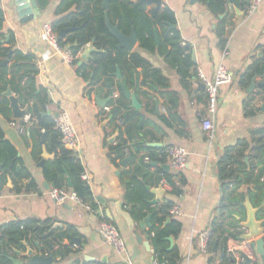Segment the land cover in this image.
<instances>
[{
	"label": "crops",
	"instance_id": "0c3cea01",
	"mask_svg": "<svg viewBox=\"0 0 264 264\" xmlns=\"http://www.w3.org/2000/svg\"><path fill=\"white\" fill-rule=\"evenodd\" d=\"M36 1L41 15L22 23L12 10L11 0H0V9L5 17L0 44L12 51L11 56L0 57V73L6 68L10 80L15 66L20 64L16 62L15 54L19 52L31 56L37 71L36 96H39L23 99L12 85L0 81V130L4 135L3 139L0 138V149L5 142H9L17 156L13 171L7 169L5 161L0 159L6 171L2 176L0 192V228L12 222L33 221L38 233L46 228L41 232L46 235L72 230L80 246L64 239L61 247L67 256L65 259L57 257L56 264H76L77 258L81 262L87 260V264H129L125 255L117 254L101 237V215L104 214L122 234L131 264H159L149 233L155 224L154 213L171 201L179 207L181 215L172 216L169 213L162 227L172 231L167 237L168 250L176 249L184 258L183 264H219L224 245H218L214 254H202L200 235L209 233L212 221L221 213V206L225 205L226 235L237 231L245 235L248 232L243 229L248 218L247 203L257 212V221H264V189L256 188V178L261 177L260 183H264V147L258 154L255 150V139L261 137L257 132L264 129V1L257 12L248 17L249 0L247 5L242 6L239 1L223 0L227 11L218 15L201 0H163L159 10L162 12L167 7L173 11L175 27L181 33L186 55L190 56L194 68L189 71L191 75L183 77L164 56L142 49L138 40L131 53L140 54L153 68L160 70L166 82L162 85L155 81L150 86L142 85L143 69L139 68L138 85L134 87L127 71L120 67L101 75V69L98 72L99 67L93 61L81 63V50L70 62L57 55L53 47L42 40L45 23L52 24L70 14L80 20V15L88 8L90 16H96L92 0H50L47 4ZM137 3L138 0H130L129 9L136 10ZM155 8V4H149L145 12L150 15ZM110 20L113 24L118 22L114 15ZM223 20L226 22V45L221 48L217 28ZM73 27L75 30L63 38L68 45L76 44L72 39L82 33L83 26H76V23L69 26ZM157 31L160 44L162 30L158 28ZM159 44L156 40L155 46ZM66 47L71 51L75 48ZM95 47L103 51L97 54L107 52L98 47L97 40ZM113 57H116L114 51ZM7 60L9 64L3 65ZM221 64L225 65L232 80L221 88L214 138L210 139L202 130L207 99L198 71L213 79ZM117 69L120 70L121 80L116 77ZM252 82L255 86L249 93ZM25 83L26 78L22 84ZM121 83L136 95L140 107H134L127 98L130 109L123 113L131 114V119L126 122L119 116L111 122L110 103L121 98ZM8 91L20 98L22 109L30 110L37 105L43 111L42 116L53 119L54 123L60 114L69 115L79 138L75 155L88 177L86 182L92 192L93 203H86L87 206L71 201L58 204L51 198L50 190L54 184L47 179L45 169L55 160L56 154L51 151V142H47L46 137L42 144V137L31 136V128L21 133L24 119L13 117L10 102L5 96ZM121 139L128 141L131 151L124 160L115 163L109 155L110 146ZM172 146L183 147L189 153L188 168L180 173L170 167L167 151ZM43 147L54 158L47 159L41 166ZM229 149L237 159L232 169L239 174V178H248L244 170L251 171L252 175L249 182L244 181L239 187L231 186L225 192L218 164ZM150 154L155 155L158 161L150 162ZM124 161H127L125 165ZM21 173L25 176L19 178ZM8 178L12 181L10 185ZM159 187L164 188L165 194L152 204L157 198L152 191ZM176 189L179 194H175ZM114 201L121 202L124 209L131 212L135 231H131L126 220L117 213ZM161 217L162 214H159L158 218ZM147 218L149 225L144 224ZM175 221L180 225L178 229L171 228ZM141 225H144L143 229ZM136 235L143 238L140 246ZM1 238L0 233V256L8 253L9 257H15L12 249L16 246ZM168 238H172L173 243ZM29 239L32 240V234ZM34 242L41 243L46 247V255L50 254L43 239L39 237L27 242L38 252ZM245 242L230 237L227 251H242ZM144 243L148 244V248ZM59 247L54 245V250ZM137 247L138 254H135ZM25 250L23 243V250L19 251Z\"/></svg>",
	"mask_w": 264,
	"mask_h": 264
},
{
	"label": "trees",
	"instance_id": "16d2710c",
	"mask_svg": "<svg viewBox=\"0 0 264 264\" xmlns=\"http://www.w3.org/2000/svg\"><path fill=\"white\" fill-rule=\"evenodd\" d=\"M43 4H47L50 0H40ZM69 1V0H66ZM95 6L97 15L92 17L90 16L89 8L80 15V20L73 14L68 15L60 21L53 22V30L59 35V33L69 28L76 23V26H83L82 33L76 34L72 39V42L78 43L81 47L92 42L93 39L97 40V45L100 49H105L107 52L102 54H97L93 57V64L99 67L98 72L101 69V75H106L107 73L113 72L115 67H120L123 71H127L129 81L131 86L138 85V79L140 73L138 69H143L144 80L142 85L150 86L155 81L158 84H164L166 80L163 78L160 70L152 67L151 63L144 59L138 53H129L124 49H118V42L116 39L109 33L106 24H105V12L102 10L103 0H92ZM142 0H138L136 4V10L129 9L130 0H111L110 8L108 11L109 17L114 15L117 19V24L120 26V29L123 33L129 34L131 29L135 27L137 37L140 42L142 49L150 53H159L164 56L171 64V66L177 70L183 77L191 75L190 70L194 68L193 63L189 55H186L187 49L183 45V39L181 33L178 31L176 26V18L169 8L165 7L163 11H152L148 15L146 11L147 4H142ZM202 2L208 3V6L211 11H214L216 15L226 13V3L223 0H201ZM240 2L247 5V0H235V2ZM250 3V0H249ZM249 8V4H248ZM247 8V9H248ZM67 12V10L65 11ZM5 17L3 11L0 9V36H2V31L4 29ZM225 20L221 22V25L218 26L217 32L220 37V46L224 48L226 45L225 35ZM161 29L162 36L161 41L158 47L156 44L155 30ZM65 39V38H64ZM60 39L59 42L62 47H66L68 43ZM81 47H75L72 49V53L77 55ZM113 51L116 53V57H113ZM10 49L3 48L0 44V57H7L10 53ZM16 62L20 63L16 70L13 73V77L9 80L7 78L8 72L4 68L0 73V81L12 85L16 92L25 98H36V74L37 71L32 64L33 59L31 56H24L22 53L17 52L15 54ZM112 66V67H111ZM191 72V71H190ZM26 78V83L23 85L22 82ZM130 101L122 92V96L117 101H111V122L116 121L117 117L122 116L126 122L131 119V114H124L123 112L127 109H130ZM8 110V109H7ZM9 111V110H8ZM43 111L37 106L34 105L29 110V115L32 118L36 117L38 123L31 127V136H37L38 139L45 135L47 142H51V151L56 154V158L50 164L47 165L45 169V175L49 181L54 184V188L62 189L68 187V179L72 183L71 190L76 192L78 196L86 203H93V195L90 190L89 185L86 181H83L82 176L85 174V170L76 158V155L73 151L65 149L61 143L60 132L56 129L54 120L49 117L42 116ZM134 116V114H133ZM44 131V132H43ZM260 138L255 139L256 143V153H260L261 149L264 147V129L258 131ZM0 138L3 139L4 135L0 130ZM59 150V151H58ZM128 151V153H126ZM131 147L128 144V141L121 139L117 143L110 146V157L113 162L124 160L127 155L130 153ZM264 157V156H263ZM262 157V158H263ZM0 159L5 161L7 169L13 171L14 164L17 162V156L15 150L9 142L4 143V147L0 149ZM237 159L233 157L231 149L227 150L225 156L219 161L218 171L220 174V179L223 185V190L226 192L233 187H239L243 184L244 181H250L252 175L251 171H245V174L248 178L240 179L239 174L232 169V165ZM156 162L158 159L155 155L150 154V162ZM25 175H18L19 178L24 177ZM261 177L256 178V188L264 189V183L261 184ZM22 191V188L19 189V192ZM175 194H179L180 191H175ZM92 205V204H91ZM93 206V205H92ZM174 206L171 201H168L166 205L161 207L159 211L154 213L155 224L152 231L149 233V239L155 250L156 259L159 264H183L184 258L176 250H168L167 237L172 232L168 227L162 228L165 220L169 217V210ZM224 207L221 206V213L212 221L209 230V239H208V248L209 253L214 254V245L217 247L220 244L224 245V253L221 257L219 264H235L234 256L228 254L227 251V242L230 237L235 239H241L243 233L237 231L233 234L226 235L225 231V218H224ZM162 214L161 218H158V215ZM107 221H109L107 219ZM156 224L159 226L156 227ZM180 227L179 223L176 221L173 222L171 228L178 229ZM46 228H43L39 231L35 230L34 222H12L9 225L3 226L0 228V233L2 235L1 240L7 239L9 245H15L12 249L14 250H23V243L26 239V242L43 239L45 246H54L59 245V249L55 251L56 256H60L64 252V249L61 247V243L64 239L71 240L73 237V231L68 230L64 231L61 234L53 235V233L46 234L41 233ZM32 234V240L29 239V236ZM37 234V235H36ZM10 255L5 253L0 256V261L2 264H10L8 257ZM242 264H246L243 262Z\"/></svg>",
	"mask_w": 264,
	"mask_h": 264
},
{
	"label": "water",
	"instance_id": "95a60500",
	"mask_svg": "<svg viewBox=\"0 0 264 264\" xmlns=\"http://www.w3.org/2000/svg\"><path fill=\"white\" fill-rule=\"evenodd\" d=\"M136 2L137 0H133ZM12 2V10L14 13H17L20 20H22L24 23L26 19L32 18L36 19L41 15V11L38 7L36 0H11ZM111 0H103L102 2V10L105 12V23L107 26V29L109 33L116 39L118 42L117 48L118 49H124L127 52L131 53L135 47V45L138 42V37L135 28H132L130 34H125L120 29V26L118 24H113L110 20L108 11L110 8ZM142 4H155L156 11H159L163 4V0H142ZM75 30V27L64 29L59 33V38L63 39L68 33ZM155 37L157 40V45L159 44V36L158 31L155 30ZM74 47H81L80 44H72L68 45L66 48H74ZM103 52L102 50H98L95 47V39L92 40L90 44L85 45L81 47V54H80V60L81 63H88L89 61H93V55ZM12 54V51L10 52V56ZM9 60L4 61L3 65H8ZM116 77L118 79H122L120 70L117 69ZM255 86L254 82L251 83L248 92H251V89ZM109 88H111V85H108ZM121 89L124 95L131 100L132 105L136 108L140 107V104L138 102V99L134 93H132L130 90L127 89L124 83H121ZM113 94H111L112 96ZM5 96L8 98L10 102V109L13 117L17 120L24 119L25 116L28 113V109L25 110L21 108L20 105V98L15 96L11 91H8ZM264 106V105H263ZM157 111H159V105L156 107ZM44 116V115H43ZM42 144L45 143V135L42 136ZM54 158V155H49V153L46 151V148L43 147V161L41 162V166H44L45 161L47 159ZM127 161L123 162V165L126 164ZM5 165L0 163V192H2V176L6 172L4 170ZM9 185L12 183L11 179L8 178ZM46 186L49 187V185L46 183ZM68 187L72 188V183L70 179H68ZM156 195V201H154L152 204H156L157 201H159L162 196L165 194V190L163 187H159L156 190L152 191ZM248 202V201H247ZM117 213L122 216L128 225V228L131 231H135V222L133 220V217L131 215L130 211H127L124 209V205L119 201H114ZM248 206V218L247 221L243 224V229L245 231H248L245 235L243 234L240 240H245L246 244L248 245L249 252H252L253 256L252 258L249 257V255L244 252L240 251V255L244 258L246 264H264V221H257L256 217V211L252 209V207L247 203ZM145 225H149V218L144 220ZM262 227V229H261ZM141 228H144V225H141ZM47 235H45L46 237ZM138 245L140 246L143 244V238L140 235H136ZM168 241L170 243H173L172 238H168ZM71 243L80 246V241L77 238H72ZM35 248L39 251L36 252L35 249H33V246L28 245L27 242H24V245L26 247L25 252L14 250L15 257H8V260L11 264H56L58 256L55 255L54 246L50 245L48 246L49 255H46L45 248L43 247L41 243L34 242L33 243ZM145 244V243H144ZM145 246L148 248V244H145ZM217 245H214V251H216ZM138 247L135 248V254H138ZM67 256L66 253H61L60 258L65 259ZM58 257V258H57ZM134 259V258H133ZM235 264H237L236 259L234 260ZM76 264H87L86 262H81L80 258L76 259Z\"/></svg>",
	"mask_w": 264,
	"mask_h": 264
},
{
	"label": "built area",
	"instance_id": "2783aa9c",
	"mask_svg": "<svg viewBox=\"0 0 264 264\" xmlns=\"http://www.w3.org/2000/svg\"><path fill=\"white\" fill-rule=\"evenodd\" d=\"M264 0H250L249 8L246 10V15L248 17L254 15L260 8ZM42 40L49 44L55 50L57 55L64 57L66 60L72 62L75 58L74 54L70 50H66L61 46L59 40V35L53 30L51 23H45L42 28ZM228 52H225V56ZM198 75L204 85L206 92V115L202 119V130L208 135L210 139L214 138L215 132V122L217 118V112L220 106V91L221 88L231 82L232 77L224 64H221L213 79L206 78L201 71H198ZM37 120H33L31 115H26L22 127H20L21 133L31 128ZM16 126L15 123H12ZM55 127L60 132L61 143L63 147L69 151L77 153L79 146V138L73 121L66 113L60 114L55 119ZM44 132V131H43ZM167 155L170 161V167L176 172L180 173L188 168L189 163V153L188 151L180 146H172L168 149ZM149 160L148 158L146 159ZM83 181H87L88 177L86 174L82 176ZM51 198H53L58 204H64L66 202H75L78 205L87 206L83 200L78 196V194L71 190V188L66 187L62 189L53 188L50 190ZM172 216H180L181 212L179 207H172L169 211ZM103 221L100 225V235L104 242L109 245L117 254L126 256L127 261L131 264L129 260V252L126 242L120 233L119 229L107 221L104 214L101 215ZM208 239L209 233H203L200 235V251L202 254H208ZM248 245L244 243L242 251L246 252L250 258H252V252L248 251ZM232 254L236 259L237 264L244 262V258L239 252H234L232 249L228 250V254Z\"/></svg>",
	"mask_w": 264,
	"mask_h": 264
}]
</instances>
